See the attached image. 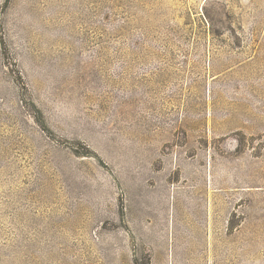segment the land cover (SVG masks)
I'll list each match as a JSON object with an SVG mask.
<instances>
[{"label": "rangeland", "instance_id": "374dc122", "mask_svg": "<svg viewBox=\"0 0 264 264\" xmlns=\"http://www.w3.org/2000/svg\"><path fill=\"white\" fill-rule=\"evenodd\" d=\"M0 264H264V0H0Z\"/></svg>", "mask_w": 264, "mask_h": 264}]
</instances>
